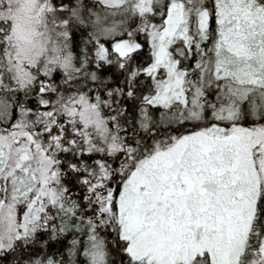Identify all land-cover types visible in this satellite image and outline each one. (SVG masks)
Segmentation results:
<instances>
[{
	"label": "snow or ice",
	"instance_id": "6c2138e0",
	"mask_svg": "<svg viewBox=\"0 0 264 264\" xmlns=\"http://www.w3.org/2000/svg\"><path fill=\"white\" fill-rule=\"evenodd\" d=\"M0 264H264V0H0Z\"/></svg>",
	"mask_w": 264,
	"mask_h": 264
}]
</instances>
